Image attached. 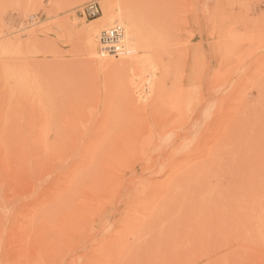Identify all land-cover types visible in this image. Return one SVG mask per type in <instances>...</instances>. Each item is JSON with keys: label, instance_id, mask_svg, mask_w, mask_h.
Wrapping results in <instances>:
<instances>
[{"label": "rangeland", "instance_id": "1", "mask_svg": "<svg viewBox=\"0 0 264 264\" xmlns=\"http://www.w3.org/2000/svg\"><path fill=\"white\" fill-rule=\"evenodd\" d=\"M110 17L119 56L100 50ZM95 122L139 130L83 161ZM210 122L227 169L208 182L192 147ZM186 263L264 264V0H0V264Z\"/></svg>", "mask_w": 264, "mask_h": 264}, {"label": "bare ground", "instance_id": "2", "mask_svg": "<svg viewBox=\"0 0 264 264\" xmlns=\"http://www.w3.org/2000/svg\"><path fill=\"white\" fill-rule=\"evenodd\" d=\"M85 5V4H84ZM83 5V6H84ZM83 6H81L80 8H82ZM99 16V15H98ZM107 22V21H106ZM114 18H112V17H110L109 19H108V22L104 25V27L105 26H108V25H111V26H108V27H106V28H104V29H102V31L103 30H105V29H108V28H111V27H113V26H115V25H121L123 28H124V26L122 25V24H119V23H114ZM93 31H94V27L93 28H88V29H86V35H87V37H88V43L90 44V46H91V48H92V46H94V35H93ZM102 31H101V33H102ZM100 33V32H99ZM101 33H100V36H101ZM99 35V34H98ZM100 36H98L99 38H98V40H99V42H100ZM131 38H133V37H131ZM130 38V39H131ZM97 40V39H96ZM95 40V41H96ZM134 40V39H133ZM125 41H126V31H125V28H124V36H123V45H124V48H123V50H122V52H120L118 55H116V56H119V55H121V54H123V52H125V50H126V43H125ZM132 42V40L130 41V43ZM100 45H101V43H100ZM135 45V44H134ZM132 46V45H131ZM134 47V46H133ZM131 48V47H130ZM132 49V48H131ZM101 53H102V55H104V54H108V53H106V52H104L103 50H102V46H101ZM111 55H113V54H111ZM220 60H222L221 58L219 59V63H221L220 62ZM223 62V61H222ZM100 63H101V65H102V67L103 66H105L106 67V69H108V70H110V71H113L114 69H115V71H117V70H121L122 68H124V66H125V63H126V61H110V60H100ZM223 65V64H222ZM222 65H221V67H222ZM108 67V68H107ZM112 67V68H111ZM113 69V70H111V69ZM117 69V70H116ZM107 70V71H108ZM119 74H120V71L118 72ZM219 74V73H218ZM20 94H22V96H23V98L25 97L26 99H27V101H30L29 103H28V106L30 105V104H33L32 103V100H29L30 98L28 97V96H26V94H25V92L23 91V90H21L20 91ZM20 97V96H19ZM23 100H25V99H23ZM20 102V101H19ZM25 104H26V102H25ZM26 107V105L24 106V107H22V109H21V113H26V110H27V112L29 113V109H30V106L29 107ZM105 106V105H104ZM138 109H140V108H138ZM135 110H136V107H135ZM32 113L34 112V111H31ZM134 112V111H133ZM137 112H138V110H137ZM43 113V112H42ZM32 115V114H31ZM191 116H193V115H191ZM126 117V116H125ZM202 117V116H201ZM224 117V116H223ZM103 119V118H102ZM200 119V118H199ZM101 121V120H100ZM163 121V120H162ZM222 121H224V120H222ZM137 123L138 122H131V123H129V125L128 126H124L122 129L119 127V128H115V127H113V125H110V122H98L97 123V125H96V122H95V126H93V127H90V124H89V127H88V125H85V124H83V125H85L83 128L81 127V129H80V135L83 137V139H84V141H86V145L83 147V149L82 150H80L81 151V155L82 156H84V159H83V161H85V160H88V158H90V157H92V156H95V155H97V154H99V155H102V156H107V154H108V152H107V150H109V149H107L110 145H108L107 144V142L105 141V142H103V140H101V138L103 139V134H112L113 132L115 133V134H117V137L118 136H120L121 138H123V137H126V135H127V133L129 132V131H133V130H135V128L137 127ZM150 123V122H149ZM163 123V122H162ZM176 123V122H175ZM187 123L188 122H186V121H184V122H181L180 123V125H179V127L180 128H182V127H184L185 125H187ZM190 123V122H189ZM154 124H155V126H156V128L157 127H160V124H161V122H159V121H157V122H154ZM224 124V123H223ZM81 125V124H80ZM145 125V124H144ZM143 124L141 125V123L139 122V126H140V128H144L145 129V127L146 126H144ZM165 125V124H164ZM209 127H208V130L209 129H211L210 127L211 126H214L215 127V129L217 130L216 131V133H215V136H214V138H215V143H213V144H211V138H212V136L211 135H209L208 133H207V135H205V138H201L198 142H197V144L195 145V146H193L192 148H193V151L195 152V154H196V156L195 157H190V158H192V159H200L199 161H197V162H199L198 164H200L201 165V167L202 168H204L205 170H207V174L206 175H204L205 174V172H203V175L205 176V179H207V181L209 180H212V178H214V177H217V178H222V176H223V174H224V170L223 169H225L224 168V163H222V159H220V160H218V161H216V162H214V163H210L209 164V162H208V159H209V157H211L213 154H214V150H217L218 151V154L222 157V155H223V153H224V129H223V126H222V122H219V125L217 124V122H210L209 124ZM109 126H112L113 128H114V130H111L110 129V127ZM136 126V127H135ZM153 126V125H152ZM222 126V127H221ZM122 127V126H121ZM187 127V126H186ZM112 128V129H113ZM138 128V127H137ZM137 128H136V130H137ZM221 128V129H220ZM150 129V128H149ZM186 129V128H185ZM201 129V128H200ZM138 130H139V128H138ZM143 130V129H142ZM144 132V131H143ZM184 132V131H183ZM135 133V132H134ZM185 133V132H184ZM138 134V133H137ZM139 134H141L140 132H139ZM142 135V134H141ZM183 135V134H182ZM187 135V134H186ZM106 135H104V137H105ZM116 136V135H115ZM185 136V135H184ZM141 137V136H140ZM119 138V137H118ZM127 138H129V136L127 137ZM179 138H182V137H179ZM105 139H107V138H105ZM117 139V138H116ZM124 139V138H123ZM108 140H109V137H108ZM111 140H113V139H111ZM122 139H120V141H121ZM102 141V142H101ZM110 141V140H109ZM119 141V140H118ZM125 141V140H124ZM154 141V140H153ZM114 142V141H113ZM112 142V143H113ZM121 142H123V140L121 141ZM106 143V144H105ZM115 143V142H114ZM117 143V142H116ZM115 143V144H116ZM121 144V143H120ZM151 144V143H150ZM187 144V143H186ZM192 144V143H191ZM106 145H108L107 146V148H106ZM113 145V144H112ZM128 146H126L127 148L128 147H130L131 146V143L130 142H128V144H127ZM133 145H135L134 143H133ZM113 146H115V145H113ZM112 147V146H111ZM126 147H124L125 149H126ZM134 147V146H133ZM188 147V146H187ZM111 149H113V148H111ZM174 149V148H173ZM181 149V148H180ZM116 150H121V148L120 147H118L117 146V148H116ZM116 150H114L115 152H116ZM178 150V149H177ZM93 151V153L94 154H92L91 155V152ZM109 151H111V150H109ZM173 151V150H172ZM171 151V152H172ZM176 150L174 149V153H176L175 152ZM107 152V153H106ZM114 152V153H115ZM121 152H122V150H121ZM126 153L128 152V150L127 151H125ZM125 152H123V153H125ZM143 152V151H142ZM113 153H111V154H109V156H111ZM120 154V153H119ZM173 154V153H172ZM116 155V154H115ZM92 159H93V157H92ZM123 159V158H122ZM190 161L191 159H189V158H186V161ZM92 161V160H91ZM182 162V161H181ZM224 162V161H223ZM179 163H180V161H179ZM176 165H180V164H178V163H175ZM218 164V165H217ZM222 164H223V169H222ZM170 165V164H169ZM173 165V168H176L177 166L176 165H174V164H172ZM176 166V167H175ZM217 166V167H216ZM211 167H213V168H215V170H213V172H210V169L209 168H211ZM170 168V167H169ZM172 168V167H171ZM179 168V167H178ZM180 168H181V166H180ZM227 169V168H226ZM225 169V170H226ZM177 170V169H176ZM175 170V171H176ZM208 170H209V172H208ZM209 174V175H208ZM227 174V173H226ZM202 175V174H201ZM200 175V176H201ZM225 175V174H224ZM212 176V177H211ZM177 177H179V176H177ZM176 177V178H177ZM198 178H197V181L199 182L202 178H199V176H197ZM176 178H175V180H176ZM196 181V182H197ZM206 181V182H207ZM208 181V182H209ZM182 182V181H181ZM196 222V221H195ZM160 230H162V229H160ZM191 232V231H190ZM172 233H173V231H172ZM178 233V232H177ZM175 234V238H177V237H179V234ZM178 235V236H177ZM193 235V234H192ZM195 236V235H194ZM198 237V239H197V241L199 240V239H201L200 237H199V235L197 236ZM173 238H174V236H173ZM180 238V237H179ZM191 238H194V237H191ZM178 240V239H177ZM183 240H184V238H183ZM176 240L174 239V242H175ZM179 241V240H178ZM167 242H171V241H167ZM196 242V241H195ZM201 242H203V241H201ZM205 242V244H206V241H204ZM203 242V243H204ZM228 242V241H227ZM178 242H176V244H177ZM201 244V247H203V245H204V247H205V244ZM172 244H173V242H172ZM171 244V245H172ZM180 244H181V242H180ZM192 245V244H191ZM199 245H200V242H199ZM207 245V244H206ZM157 246H159V244L157 245ZM172 246H175V245H172ZM194 246V245H193ZM169 247V246H168ZM174 248V247H173ZM185 250H187V249H185ZM173 251H174V249H173ZM176 251V250H175ZM171 252H172V250H171ZM177 252V251H176ZM186 252V251H185ZM173 253V252H172ZM176 254V253H175ZM181 256L183 255V254H180ZM173 256H175L174 254H173ZM182 258H184V257H182ZM191 259V258H190ZM177 260H179V259H177ZM182 260V259H181ZM194 260V259H193ZM175 261V260H174ZM174 261H173V263H174ZM180 261V260H179ZM163 263H165L164 261H163ZM177 263H178V261H177ZM187 264V263H186Z\"/></svg>", "mask_w": 264, "mask_h": 264}, {"label": "built area", "instance_id": "3", "mask_svg": "<svg viewBox=\"0 0 264 264\" xmlns=\"http://www.w3.org/2000/svg\"><path fill=\"white\" fill-rule=\"evenodd\" d=\"M79 12L86 17H95L101 12V7L98 1H91L80 8ZM123 36L124 28L121 25L103 30L100 36L102 50L108 54L118 55L124 48Z\"/></svg>", "mask_w": 264, "mask_h": 264}]
</instances>
